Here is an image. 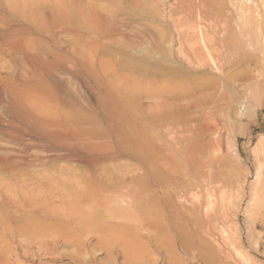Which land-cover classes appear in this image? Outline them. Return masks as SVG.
Here are the masks:
<instances>
[{
  "label": "bare ground",
  "instance_id": "1",
  "mask_svg": "<svg viewBox=\"0 0 264 264\" xmlns=\"http://www.w3.org/2000/svg\"><path fill=\"white\" fill-rule=\"evenodd\" d=\"M131 14L104 13L78 0H0V182L7 183L0 186V264L21 257L30 259L24 264L37 258L98 264L100 258L90 259L101 253L112 264L123 253L133 264L145 262L152 244L186 258L199 252L205 264H222L228 249L241 264H251L234 230L221 227L219 241H211L208 223L191 210L198 196L188 178L201 180L213 164L214 98L196 101L195 95L191 103L186 96L183 103V96L181 102L157 95L135 105L132 71L98 55L103 43L123 42L129 55L155 39L147 27L133 26ZM182 134L187 137L180 140ZM67 161L77 168L63 169L66 180L35 176L50 162ZM118 161L130 166L110 165ZM256 185L250 187L254 211L260 204ZM243 187L236 184L235 198ZM204 202L206 215L212 195ZM237 214L248 215L257 228L250 210L237 208ZM92 225L97 231L87 230ZM81 231L92 237L84 241ZM87 242L92 247L83 251ZM58 246L77 252L58 253ZM252 247H260L258 240Z\"/></svg>",
  "mask_w": 264,
  "mask_h": 264
},
{
  "label": "rangeland",
  "instance_id": "2",
  "mask_svg": "<svg viewBox=\"0 0 264 264\" xmlns=\"http://www.w3.org/2000/svg\"><path fill=\"white\" fill-rule=\"evenodd\" d=\"M78 1L86 3V5H93L104 13L129 11L133 13L131 14V18H133L131 22L135 23L133 26L135 25L138 29L147 27L155 36L156 41L154 39L146 45L139 43L136 47L137 50L130 51L129 55L123 53L124 43L119 41L103 43L98 48V55L101 59L110 61L120 71L121 69L122 71L124 69L132 71V79H135L138 84L131 87L129 95L135 105H141V103L146 105L147 101L151 99L150 97H157V95L160 100L164 101L179 97L181 101L183 96V103L188 96H190L187 98L188 102H191L195 95L196 101L203 97L202 95L214 98H212L214 108L211 109V115L214 116L217 132L214 135L215 149L213 151L215 153L211 158L213 164L210 171L205 172L204 178L201 180L194 176L188 178L187 183L198 196V202L193 204L191 210H194L197 219L208 223L205 226L212 236L211 241L214 239L219 241L218 232L221 227L227 230L232 229L235 231V238H240L239 247L249 257L251 264H264L263 0ZM199 33H202L201 35L205 39L204 47L199 43ZM206 51L210 56L212 55L213 62L209 63ZM179 137L181 140L187 136L182 134ZM260 143L259 154L255 156L253 151ZM107 165L109 166V163ZM110 165L130 166V163L118 161L111 162ZM66 167L77 168V164L70 161L50 162L44 167L36 169L35 176L48 179L54 175V178L62 175L60 178L66 180L67 176L63 172ZM258 167H261V177L256 181L255 171ZM238 183L244 186L243 195L235 198L234 189ZM255 183H257L256 188L260 196L257 211H254L250 197V187L255 186ZM6 185V182H0V186ZM207 194L212 195L213 205L212 210L205 215L203 207ZM39 204L40 207L45 206L43 202ZM237 208L245 212L250 210L255 214L258 222L257 228L250 225L251 220L246 214L243 216L237 214L234 217L233 213L237 211ZM57 212L59 214L66 213L62 208H57ZM105 213H99L98 217L104 220L107 215ZM92 227L89 226L87 230L89 231L91 228L94 231L97 228L96 226ZM78 235L82 239L84 238V241H87L88 237H92L82 231ZM257 240L260 247L255 250L252 245ZM92 244L87 242L88 248L85 247L82 250H90ZM152 245L153 248L150 247V251L147 254L144 253V259H147V256L151 254L157 264H205L200 258L199 252H191L186 258L179 251L171 250L170 252V250H162L156 248L154 244ZM58 247V253L68 255L77 252L74 246ZM226 251L228 257L225 259L226 263L223 261L222 264H241L239 259H236L228 249ZM170 253H175V255ZM101 254L93 255L94 257H91L90 260L96 261L100 258V261H97L98 264L101 260L104 262L101 264H112L106 253ZM116 255L118 260L116 264H127V258L123 253ZM146 259L145 262L140 259L141 263L137 259L138 262L136 260L133 264H150L151 261L153 263L151 257ZM29 260H23L21 257L15 263L24 264ZM45 263L70 264L68 260L59 263L52 259L40 260L38 258L32 264ZM128 264L130 263L128 262Z\"/></svg>",
  "mask_w": 264,
  "mask_h": 264
}]
</instances>
